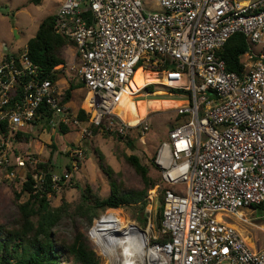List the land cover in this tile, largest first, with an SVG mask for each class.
Listing matches in <instances>:
<instances>
[{"label": "built area", "instance_id": "built-area-1", "mask_svg": "<svg viewBox=\"0 0 264 264\" xmlns=\"http://www.w3.org/2000/svg\"><path fill=\"white\" fill-rule=\"evenodd\" d=\"M153 2L152 9L142 0L61 3L53 31L76 49L77 62L69 70L87 92L82 120L65 107L55 82L41 76L27 47L0 61L5 128L0 168L9 180L26 168L13 141L18 133H32L42 106L51 113L47 125L53 131L65 125L81 138L91 137L94 129L121 139L136 132L141 138L149 130L147 116L128 125L118 112L121 101L141 97L150 84L188 91L175 109L187 121L169 130L155 154L163 193L160 221L152 207L155 189L138 217L123 216L122 207L105 209L85 236L99 264H264V248L252 250L223 220L233 215L253 226L241 210L264 204V0ZM236 34L249 46L238 74L228 72L221 58ZM138 70L151 73L153 81L130 92ZM64 152L70 170L49 177L32 173L33 194L48 201L47 189L56 193L78 170L82 148Z\"/></svg>", "mask_w": 264, "mask_h": 264}, {"label": "rangeland", "instance_id": "rangeland-1", "mask_svg": "<svg viewBox=\"0 0 264 264\" xmlns=\"http://www.w3.org/2000/svg\"><path fill=\"white\" fill-rule=\"evenodd\" d=\"M142 2L149 9L155 8L153 0H142ZM49 9L48 0H42L38 5L32 4L31 0H0V56L16 55L21 52L27 41L34 36L41 20L50 14ZM19 34L20 38H17ZM72 50L70 46L65 50L70 63L74 61ZM63 53L64 48L62 55H64ZM66 55L62 58L66 64H69L65 59ZM68 77L66 74L65 78ZM149 78L150 75L147 72L138 70L131 82L130 92L138 91L145 83H148ZM76 80L73 78V83ZM81 94L79 90L74 92L73 97L78 104L77 107L82 104ZM83 94L85 95L84 90ZM141 94V97H131L132 99L126 96L121 101L118 112L121 114L122 120L132 126L147 116L149 130L142 135V139L136 132L127 137L128 139H121L101 131L93 133L91 137L81 138L79 134L73 132L75 130L72 127L68 126L69 137L68 133H61L58 128L55 131L50 128H41L43 123L37 122L32 133H29L30 138L26 140L25 137H22L21 141L15 145V151L24 156L27 163L26 169L18 171L15 178L9 180L6 178L5 169L0 168V226L10 227L13 225L19 216L17 205L29 199V194L23 193L21 189L22 183L25 181V174L34 166V164H30V161L33 163L36 161L47 162L50 159L54 166L52 173H64L66 165L71 162L69 155L64 151L75 145L81 147L84 152L81 164L78 170L72 173L70 180L48 199V206L52 210L63 207L64 211L61 213L63 218L53 230L56 237L71 241L76 229L85 234V221L74 216L77 209L81 206L92 205L95 200H102L109 196L110 185L106 175L99 167V154L102 155L104 165L113 170L119 190L125 192L144 190L145 185L142 178L126 161L128 156L137 157L141 165L147 167L151 181L156 184L158 198L155 199V203L152 202V207L157 209L158 213V208L162 203V183L159 169L154 162L155 154L158 146L162 142L168 141L169 130L186 122L187 115H178L174 108L183 105L184 102H172L169 98L154 99L156 96L157 98L173 96L163 86L156 85L154 88L156 96L146 95L145 91H142ZM173 97L177 98L175 95ZM179 97L183 100L186 98ZM175 189L182 191L184 188L176 186ZM121 207L123 216L127 218H135L137 212L140 213L136 205ZM251 211L258 212H254L252 215L246 211L243 213L252 220L259 217L258 207L251 208ZM223 220L235 224L243 231V235L251 237L252 241L264 246V232L256 228V222H252L253 226L248 225L233 215ZM258 224L263 225L264 221Z\"/></svg>", "mask_w": 264, "mask_h": 264}, {"label": "trees", "instance_id": "trees-1", "mask_svg": "<svg viewBox=\"0 0 264 264\" xmlns=\"http://www.w3.org/2000/svg\"><path fill=\"white\" fill-rule=\"evenodd\" d=\"M42 0H31V3L38 5ZM54 16H48L39 24L37 32L27 43L28 55L31 61L38 65L42 72L41 76L55 82L63 74L62 71H53L52 69L64 61L61 58V50L67 43L66 40L53 31ZM241 34L232 36L224 45L221 52V58L224 60L228 72L240 73L242 68L239 64L241 55L248 49ZM72 85L63 94V102L70 99ZM156 85H147L143 91L146 95H154ZM169 94H173L177 99L188 97L190 93L183 90L168 89ZM156 96V95H154ZM154 99H172L175 97ZM51 113L42 106L37 111L36 121L42 122L41 128L49 129L47 125ZM80 118H84V110L80 111ZM47 118V119H43ZM58 129L64 133L67 128L59 125ZM4 125L0 124V132L4 131ZM99 132L94 129L93 133ZM26 140L30 138L29 134L18 133L15 143H19L21 138ZM128 139V138H126ZM99 167L106 175L110 185V194L102 200H95L92 205L81 206L77 209L75 217L85 221L86 228L92 221L98 217L99 212L105 209L118 208L126 205H136L138 210L142 211L146 205V196L150 191L156 189V184L151 181L148 175L147 167L141 165L139 159L135 156H128L126 161L135 169L144 182V190L141 191H121L115 179V174L109 166L103 163L102 155L99 154ZM53 163L49 159L47 162L36 161L33 169L25 174V181L22 183L21 191L29 194V199L17 205L19 216L10 227L0 226V264H99V259L93 251L90 241L84 232L75 230L72 240L65 241L59 239L54 233V228L63 218L64 212L60 207L52 210L48 206V201L39 195L32 193L31 174L44 171L47 176L53 171ZM69 171V164L66 165ZM161 180V178H160ZM155 186V188H154ZM46 192L55 195V191L50 188ZM161 194L162 190H161ZM19 197V195H17ZM161 219V207L158 208L157 222Z\"/></svg>", "mask_w": 264, "mask_h": 264}, {"label": "crops", "instance_id": "crops-1", "mask_svg": "<svg viewBox=\"0 0 264 264\" xmlns=\"http://www.w3.org/2000/svg\"><path fill=\"white\" fill-rule=\"evenodd\" d=\"M43 1H45V0H43ZM49 1V7H50V9H49V11H51L50 12V14L48 15V16H54L55 15V13L57 12V10H58V8L60 7V5H61V3L64 1V0H48ZM245 1H247V0H245ZM156 10H158L157 8H156ZM48 16H46V17H48ZM44 20V19H43ZM41 22H42V20H41ZM40 22V23H41ZM39 23V24H40ZM39 26V25H38ZM37 29H38V27H37ZM36 32H37V30H36ZM36 32L34 33V36H35V34H36ZM14 33H16L17 34V32L15 31ZM33 36V37H34ZM32 37V38H33ZM17 38H20V34H19V36L17 35ZM29 39V38H28ZM31 39V38H30ZM29 39V40H30ZM28 40V41H29ZM66 40V39H65ZM28 41H27V43H28ZM66 44L63 46V48H64V55H66V48L67 47H71L73 50H72V54H73V57H74V61H73V63H70L69 62V60L67 59V55H66V60L68 61V63L69 64H66L65 63V60L62 58V56H64V55H62V50H61V58L63 59V61H64V63L63 64H60V65H58V66H56V69L54 70V71H62L63 72V74L61 75V77L60 78H58L56 81H55V84H56V86L60 89V91H62V93L64 94L65 93V91L70 87V85H72V86H74L73 87V90L71 91V96H70V99L67 101V102H64V104H65V107H67L68 109H69V111L73 114V115H76V116H78L79 117V115H80V111L81 110H84L85 111V102H84V100H85V97H86V94H87V92H86V89L84 88V86H83V83L80 81V79H79V77L76 75V73L75 72H73V71H70L69 70V67L71 66V65H73L74 63H76L77 62V60H76V49H75V47H74V45H73V43H71L70 41H68V40H66ZM27 43H26V46H24V47H27ZM62 48V49H63ZM6 55H1L0 56V60H2L4 57H5ZM53 72V71H52ZM72 73V74H71ZM66 74H67V76H69L68 78H65V76H66ZM73 78H76L77 80H76V82H74L73 83ZM153 77H151V75H150V78H149V80H148V83H149V81H152L153 79H152ZM76 90H79L82 94H81V98H82V104H81V106H79V107H77L78 106V104H77V102H75V100H74V92L76 91ZM83 90L85 91V95L83 94ZM170 101H172V102H185L183 99H177V98H172ZM174 108H176V107H174ZM84 118H85V115H84ZM84 118H80L79 117V119H84ZM37 122L38 121H36V123L35 124H37ZM43 125V124H42ZM64 128H67V131L66 132H64V134L65 133H68L67 135L70 137V135H69V130H68V127L67 126H63ZM46 129V128H45ZM55 131V130H54ZM60 131V130H59ZM75 134H78L77 133V131H73ZM24 134H26V133H24ZM50 136V135H49ZM15 139H16V137H15ZM15 139H14V141H13V145H14V148H13V150L15 151V145L16 144H18V143H15ZM52 139V138H51ZM53 140V139H52ZM16 152V151H15ZM26 169V168H25ZM23 170V169H22ZM22 170H20V171H22ZM29 170H32V169H29ZM28 170V171H29ZM258 208H259V213H260V215H259V217H255L254 219L256 220H252V219H250V218H248V216L245 214V213H243V211H246L249 215H252L254 212H258V211H251V209H244L243 211H241V214H243L246 218H248V219H250V221L251 222H256V228L259 230V231H261V232H264V224L263 225H260V224H258L259 222H261V221H264V204L263 205H259V206H257ZM256 207V208H257ZM252 223V224H253ZM232 224V223H231ZM235 228H236V230L238 231V233L246 240V243L248 244V246L252 249V250H254V251H256V250H261L262 248H264V246H260L258 243H256V242H254V241H252V238L251 237H248V236H245V235H243V231H241L235 224H232Z\"/></svg>", "mask_w": 264, "mask_h": 264}, {"label": "bare ground", "instance_id": "bare-ground-1", "mask_svg": "<svg viewBox=\"0 0 264 264\" xmlns=\"http://www.w3.org/2000/svg\"><path fill=\"white\" fill-rule=\"evenodd\" d=\"M147 73H148V72H147ZM148 74L151 75V77H153L151 73H148ZM152 79H153V78H152ZM152 81H153V80H152ZM152 81H149V83L152 82ZM130 99H132V98L130 97ZM120 221H121V220H120Z\"/></svg>", "mask_w": 264, "mask_h": 264}, {"label": "water", "instance_id": "water-1", "mask_svg": "<svg viewBox=\"0 0 264 264\" xmlns=\"http://www.w3.org/2000/svg\"><path fill=\"white\" fill-rule=\"evenodd\" d=\"M15 32V31H14ZM16 34V33H15Z\"/></svg>", "mask_w": 264, "mask_h": 264}]
</instances>
